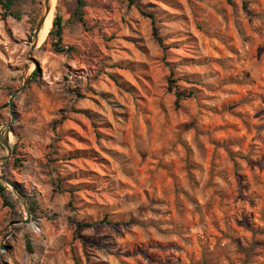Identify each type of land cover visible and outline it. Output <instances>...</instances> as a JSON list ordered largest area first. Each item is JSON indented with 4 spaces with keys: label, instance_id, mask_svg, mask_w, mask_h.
<instances>
[{
    "label": "rangeland",
    "instance_id": "obj_1",
    "mask_svg": "<svg viewBox=\"0 0 264 264\" xmlns=\"http://www.w3.org/2000/svg\"><path fill=\"white\" fill-rule=\"evenodd\" d=\"M55 2L0 7V264H264V0Z\"/></svg>",
    "mask_w": 264,
    "mask_h": 264
},
{
    "label": "trees",
    "instance_id": "obj_2",
    "mask_svg": "<svg viewBox=\"0 0 264 264\" xmlns=\"http://www.w3.org/2000/svg\"><path fill=\"white\" fill-rule=\"evenodd\" d=\"M24 0H0V7L3 10V17L8 18V17H13L17 20H20L22 17L21 11H20V5L23 3ZM76 2V7L75 10L72 14V18L69 22L73 21H78L81 23L83 26H86L87 22L85 20V15H84V9L87 5L86 0H74ZM130 2L133 4L136 2V0H130ZM144 14L149 17L152 21L153 24V37L155 41L163 48L166 50V46L164 43L163 38L160 36L159 29L156 25V20L153 14L145 13ZM39 25V20L36 22V29ZM64 30H65V22L60 13L56 14V17L53 20V26L51 28V31L49 33L50 37H53L54 41L53 44L55 46V49L57 52H66L68 50H65L63 47V36H64ZM37 76V73L34 74ZM176 104L177 106L180 105L181 101L185 99V94L181 92H176ZM0 195L3 199V203L5 206L11 205V203L8 200L7 194H6V188L3 185H0ZM32 211L33 213L35 212V209L32 205ZM91 224L85 223V224H79L77 226L78 230H82L83 228L89 227ZM27 246L30 252H33V247L31 240H27ZM207 264V263H204Z\"/></svg>",
    "mask_w": 264,
    "mask_h": 264
},
{
    "label": "water",
    "instance_id": "obj_3",
    "mask_svg": "<svg viewBox=\"0 0 264 264\" xmlns=\"http://www.w3.org/2000/svg\"><path fill=\"white\" fill-rule=\"evenodd\" d=\"M48 2L49 0H46V4H45V11H44V14L40 20V24L38 26V29H37V36H36V40L34 42V44L32 45V49H35L37 46H38V42H39V34L42 32V30L44 29L45 27V24H46V21H47V18L50 14V9H49V6H48ZM30 83V78H27L25 79L24 81V84L21 88L17 89L11 96L10 100H9V105H10V108H11V114L13 115L14 114V111L13 109L15 108V99L22 93L26 90L27 86L29 85ZM4 145L6 147H8V150H9V155L12 154V150L11 148L9 147V136H6L5 140H4ZM8 159V157H1L0 158V163H3L4 161H6ZM0 181L7 184V185H10L14 191H17L16 190V185L9 179L7 178L6 176L0 174ZM26 205V212H27V216H26V219L23 221L24 224H31L32 223V212H31V208L25 203ZM5 248V246H3V249Z\"/></svg>",
    "mask_w": 264,
    "mask_h": 264
},
{
    "label": "bare ground",
    "instance_id": "obj_4",
    "mask_svg": "<svg viewBox=\"0 0 264 264\" xmlns=\"http://www.w3.org/2000/svg\"><path fill=\"white\" fill-rule=\"evenodd\" d=\"M56 0H49L48 2V6H49V9H50V14L47 18V21H46V24H45V27L44 29L42 30V32L39 34V43H44L47 39H48V36H49V33L51 31V28L53 26V20H54V16H55V6H56ZM38 43V45H39ZM32 227H36V223H32L31 224Z\"/></svg>",
    "mask_w": 264,
    "mask_h": 264
}]
</instances>
